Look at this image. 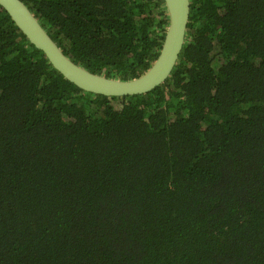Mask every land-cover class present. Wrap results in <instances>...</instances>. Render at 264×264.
Here are the masks:
<instances>
[{
  "label": "trees",
  "instance_id": "trees-1",
  "mask_svg": "<svg viewBox=\"0 0 264 264\" xmlns=\"http://www.w3.org/2000/svg\"><path fill=\"white\" fill-rule=\"evenodd\" d=\"M77 64L142 74L163 0H22ZM164 83L65 79L0 6V264H264V0H190Z\"/></svg>",
  "mask_w": 264,
  "mask_h": 264
},
{
  "label": "water",
  "instance_id": "water-1",
  "mask_svg": "<svg viewBox=\"0 0 264 264\" xmlns=\"http://www.w3.org/2000/svg\"><path fill=\"white\" fill-rule=\"evenodd\" d=\"M168 24L159 52L139 76L120 79L95 73L69 58L46 32L22 0H0V6L35 48L41 50L51 66L80 89L105 96L146 93L165 82L185 43L190 0H163Z\"/></svg>",
  "mask_w": 264,
  "mask_h": 264
}]
</instances>
